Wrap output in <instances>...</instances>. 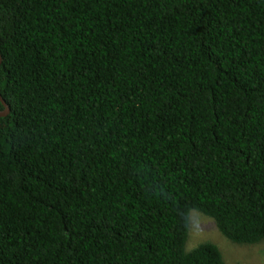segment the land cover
I'll list each match as a JSON object with an SVG mask.
<instances>
[{"label": "trees", "instance_id": "1", "mask_svg": "<svg viewBox=\"0 0 264 264\" xmlns=\"http://www.w3.org/2000/svg\"><path fill=\"white\" fill-rule=\"evenodd\" d=\"M0 97V264L264 239V0H0Z\"/></svg>", "mask_w": 264, "mask_h": 264}, {"label": "rangeland", "instance_id": "2", "mask_svg": "<svg viewBox=\"0 0 264 264\" xmlns=\"http://www.w3.org/2000/svg\"><path fill=\"white\" fill-rule=\"evenodd\" d=\"M187 231L184 251L200 243L210 242L220 251L223 264H264V239L253 245L232 244L219 235L210 219L197 212L188 214Z\"/></svg>", "mask_w": 264, "mask_h": 264}, {"label": "water", "instance_id": "3", "mask_svg": "<svg viewBox=\"0 0 264 264\" xmlns=\"http://www.w3.org/2000/svg\"><path fill=\"white\" fill-rule=\"evenodd\" d=\"M0 103L2 105V109L0 110V117H4L5 115L8 114V107L5 104V102L1 99V97H0Z\"/></svg>", "mask_w": 264, "mask_h": 264}]
</instances>
